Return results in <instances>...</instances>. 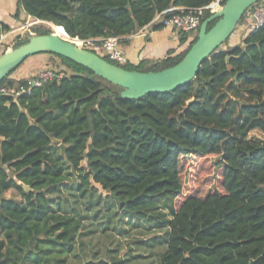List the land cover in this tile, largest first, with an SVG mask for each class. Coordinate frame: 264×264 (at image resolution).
<instances>
[{"label":"trees","instance_id":"trees-1","mask_svg":"<svg viewBox=\"0 0 264 264\" xmlns=\"http://www.w3.org/2000/svg\"><path fill=\"white\" fill-rule=\"evenodd\" d=\"M214 1L18 0V6L62 27L54 29L67 40H87L161 30L156 17ZM212 15L204 11L201 23ZM10 30L0 21V37ZM19 34L14 48L25 41ZM180 35L185 48L157 61L119 65L102 58L128 71L165 70L197 36ZM227 42L189 83L139 99L124 98L120 87L54 54L48 55L70 71L58 81L31 87L27 79H10L13 72L6 77L1 87L29 92L0 93V264H72L79 238L125 231L138 237L123 258L116 249L81 264H264V141L249 139L264 132V23L239 44ZM193 157L216 163L184 189ZM211 182L214 190L201 196ZM9 190L17 197H3Z\"/></svg>","mask_w":264,"mask_h":264},{"label":"water","instance_id":"water-1","mask_svg":"<svg viewBox=\"0 0 264 264\" xmlns=\"http://www.w3.org/2000/svg\"><path fill=\"white\" fill-rule=\"evenodd\" d=\"M259 1L225 0L217 12L201 23L195 42L182 60L175 66L157 72L128 71L109 63L95 53L75 45L72 40L80 41L77 37L68 36L70 40H66L54 32L30 36L25 31V41L21 45L0 55V86L26 59L39 54H54L120 87L124 90V98L139 99L149 94L175 91L195 78L201 63L230 38L244 13ZM214 20H217L216 23L208 30V25ZM59 147L63 154L65 147L61 144Z\"/></svg>","mask_w":264,"mask_h":264},{"label":"rangeland","instance_id":"rangeland-1","mask_svg":"<svg viewBox=\"0 0 264 264\" xmlns=\"http://www.w3.org/2000/svg\"><path fill=\"white\" fill-rule=\"evenodd\" d=\"M25 20L21 21V23L18 24L20 26H23L19 32H16V31L13 32L14 34H12V36H10L9 38L5 40L0 39L1 41L0 55L10 51L11 49L15 47V45L19 42L17 38L18 33L22 34L26 31L28 32L30 36H34V35H38L37 33L56 31L53 26L49 25V23L46 24L40 21L30 22L32 20H30L29 22L28 21L25 22ZM246 23H247V20L244 18L242 23L240 25H237L235 31L229 38L230 41L231 39H234L238 35L241 25L246 24ZM21 34H19V36H21ZM76 44H78V42H76ZM226 45H228V42ZM42 57L44 56L31 58L24 63L26 64L28 62H32L31 66L34 68H37V70H35V72L31 75L32 77L36 75L38 72L44 69H47V68L53 69L55 71H60L64 74L70 73V71L65 66H63L57 58H52L50 56L49 57L50 61H44V60H41ZM249 139L264 141V132H260L258 130L252 131L250 133ZM187 161H188V172H187V178L184 184V189H187L188 186L192 184V180L202 171L204 172L210 171L211 173L216 163V159L212 157L211 158L193 157V158L188 159ZM82 166L85 167V164L82 163ZM213 186L214 185L212 184V182L206 185L202 189L201 196H205L209 192L213 191L214 190ZM183 195H184V191H183V194L179 198H177V200L175 201L176 206H178L179 203H181V201L183 200ZM124 223L125 222H122L123 228L125 226ZM126 232L128 231L122 232L121 234L114 235V236H105L103 234H97V235L90 236V237L79 238V241L77 242V247L75 250V255H77L76 256L77 258L75 260H72L71 263L81 264L84 260L91 259L93 253H97V257H105L108 255L107 251H110V252L116 251V249L119 251L118 257L123 258L126 253V248L128 246H132V242L136 240L138 237L133 232L131 233V236L126 238L125 237Z\"/></svg>","mask_w":264,"mask_h":264},{"label":"crops","instance_id":"crops-1","mask_svg":"<svg viewBox=\"0 0 264 264\" xmlns=\"http://www.w3.org/2000/svg\"><path fill=\"white\" fill-rule=\"evenodd\" d=\"M178 10L182 9L180 8ZM23 20H25V22H29L30 20H32L30 22L35 21L26 15L18 6V0H0V21L7 24L11 28L10 32L3 34L0 39L5 40L12 36V34H14L13 32H19L23 26L18 24ZM141 30L142 33H138V31L128 38H124L125 40L121 43L122 50L128 59L127 62L131 65H138L143 60H160L164 58L168 52L179 53L186 46V44H183L181 35L173 29L163 28L161 30L154 31L150 26H146ZM247 33L248 32L245 26L241 25L238 35L234 39H231V41L229 39L228 46H235L239 44L241 39ZM40 56H44L41 60L50 61V55L48 54L32 56L26 59L23 64L10 75L9 78L15 81L30 78L37 68L31 66L32 62H28L26 64L24 63L31 58ZM14 196L17 197L16 191L14 190H9L3 194V197L7 198Z\"/></svg>","mask_w":264,"mask_h":264},{"label":"built area","instance_id":"built-area-1","mask_svg":"<svg viewBox=\"0 0 264 264\" xmlns=\"http://www.w3.org/2000/svg\"><path fill=\"white\" fill-rule=\"evenodd\" d=\"M223 0H215L211 4L195 9H187L186 12L180 14H174L170 17L160 19L156 17L154 21L159 22L163 28H170L176 31L177 33H187L191 36L194 34L197 35L198 28L200 27L201 19L204 14V11L208 10L211 13L217 12ZM244 18L247 20L246 24H243L247 30L250 32L254 28L261 26L264 23V4H254L250 7L245 13ZM138 33H142V30H139ZM129 37V36H128ZM125 37V38H128ZM124 38L120 37H106V38H95L80 40L81 48L95 53L99 57L106 56L112 62H115L119 65H124L127 62V57L122 50L120 41ZM1 45V41H0ZM64 73L60 71H55L53 69H44L38 72L33 77L28 78V85L31 87H39L43 83L50 80H60L63 77ZM29 87L19 86V87H1L0 93L17 98L21 94L28 93Z\"/></svg>","mask_w":264,"mask_h":264},{"label":"bare ground","instance_id":"bare-ground-1","mask_svg":"<svg viewBox=\"0 0 264 264\" xmlns=\"http://www.w3.org/2000/svg\"><path fill=\"white\" fill-rule=\"evenodd\" d=\"M50 25V24H49ZM55 29H57V28H55ZM58 30V29H57ZM59 31V30H58ZM56 35H58V36H60L61 37V35L57 32V31H55L54 32ZM61 38H63V37H61ZM63 39H65V38H63ZM67 40V39H66ZM81 43H80V41H78V44H76V42H75V45H77V46H79Z\"/></svg>","mask_w":264,"mask_h":264}]
</instances>
